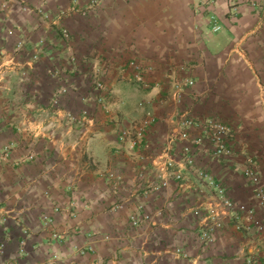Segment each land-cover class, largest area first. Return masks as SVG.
<instances>
[{
	"label": "crops",
	"instance_id": "0c3cea01",
	"mask_svg": "<svg viewBox=\"0 0 264 264\" xmlns=\"http://www.w3.org/2000/svg\"><path fill=\"white\" fill-rule=\"evenodd\" d=\"M40 5L0 0V64L20 38L27 51L1 68L0 264H242L261 242L229 217L211 241L199 237L178 127L190 118L197 135L206 119L224 122L264 186V0H46V18ZM131 59L150 67V86L131 77ZM96 65L107 69L104 107L85 98ZM173 79L191 81L180 100ZM65 82L75 87L56 93ZM146 116L155 122L129 151L117 128ZM193 156L235 202L255 204L229 160Z\"/></svg>",
	"mask_w": 264,
	"mask_h": 264
},
{
	"label": "built area",
	"instance_id": "2783aa9c",
	"mask_svg": "<svg viewBox=\"0 0 264 264\" xmlns=\"http://www.w3.org/2000/svg\"><path fill=\"white\" fill-rule=\"evenodd\" d=\"M46 0H41V5L38 6L37 11L42 12V16L49 17L48 14L44 15L43 13V4ZM236 8L234 5L231 6L229 10L230 14H234ZM221 28L220 23H215L212 26L213 31H217ZM7 34L12 33V29H6ZM65 36V32H63ZM43 38H39L36 44V50L30 55V61L36 62L41 52L42 46L44 45ZM26 49L24 47V39H18L12 49V56L7 60L6 63L0 64V76L1 68L6 65L13 66L21 64L22 55L26 54ZM127 66L130 68L131 77L143 84L144 87L150 86L146 81L145 76L151 70L148 66L140 65L136 60L131 59L127 61ZM91 80L90 94L86 98V101H89L93 96L95 102L100 103L102 107L105 106V95L110 90L109 84L104 82L103 77L106 75L107 69L100 68L96 66L91 67ZM100 71V72H99ZM60 72V71H59ZM54 74V72L52 71ZM58 72H56L57 74ZM191 83L190 80L178 81L173 79L171 81L173 90V96L180 100L182 97V92L184 87ZM154 86L159 87V82L153 83ZM68 87H75L74 84H62L61 87L56 91V93H63L67 90ZM58 95L52 96V101L56 100ZM84 112V111H83ZM155 120L153 116H146L141 120L131 123L128 126H120L117 128L116 138L117 141L129 150L136 152L138 148L142 145L143 140L147 134L148 129ZM194 125V122L190 118H185L180 121L178 135L180 138L187 141V143L182 147L181 152L183 153L182 162H185L186 166L195 163V158L193 156L194 149L201 150L202 153L208 155V157L214 161H227L229 160L231 167L234 170H239L242 178L245 182L252 188V193L255 199L254 205H247L241 202H235L227 193L225 189L221 187L218 182H215L210 176L212 175L207 170L203 168H192L195 174H197L198 180H201L202 183L198 185L197 188L200 189V195L202 198H207V203L201 205L198 203L195 208H193V214L198 220V233L200 239L207 243L211 241L214 232L220 230L223 227L225 218L229 217V220L232 221V229L235 233L245 234L251 242L254 240H260V247L255 248L248 254H245L243 257L242 264H264V249L263 242L260 239V235L264 234V186L261 184L260 175H259V164L258 160L252 155H249L246 152H241L242 158H238L235 153L234 145L232 140L234 138L233 130L226 125L221 120L216 118L206 119L202 122L201 131L197 135H191V127ZM181 153V154H182ZM175 165L177 160H170L168 164ZM189 170V169H188ZM178 171L172 173L173 179L179 178L180 174ZM183 176V173H181ZM183 179V177H182ZM204 187H207L211 192L209 195H206L204 192ZM200 207V210L198 209ZM258 208V211H257ZM57 208H54L56 211ZM73 217L76 216V213L69 212ZM42 219L46 222L50 221L48 216L43 215ZM53 237L56 238L54 234ZM23 244V241H21ZM4 248L3 243H0V251Z\"/></svg>",
	"mask_w": 264,
	"mask_h": 264
},
{
	"label": "rangeland",
	"instance_id": "374dc122",
	"mask_svg": "<svg viewBox=\"0 0 264 264\" xmlns=\"http://www.w3.org/2000/svg\"><path fill=\"white\" fill-rule=\"evenodd\" d=\"M67 84V83H66ZM73 84V83H72ZM180 161V160H179ZM185 165V164H184ZM185 167L186 168H189L190 169V167H192V168H195L196 167V164L194 163V164H191V165H185ZM177 170V169H176ZM191 172V174H190V176L192 175V177H195L197 180H196V182H197V185H196V189L194 190V193H195V199H196V201L198 200V202H196L195 204H194V206L191 208V211H193V208H195L196 207V205L198 204V203H201V205H204L205 203H207V198H202V196L200 195V189L199 188H197L198 187V185L199 184H201L202 183V181L201 180H198V176H197V174H195L194 172H192V171H190ZM178 174H180V177L179 178H176V179H174L176 182H178V183H180L181 181H183L184 179H185V174L182 176V174H181V172H179ZM182 177H183V179H182ZM210 178H212L215 182H218L216 179H215V177L213 176V175H211L210 176ZM219 183V182H218ZM221 187H223L224 189H225V192L227 191L226 190V188L224 187V186H222L221 185ZM204 192H205V194L206 195H209L210 194V190L207 188V187H204ZM199 210H200V207L198 208Z\"/></svg>",
	"mask_w": 264,
	"mask_h": 264
}]
</instances>
